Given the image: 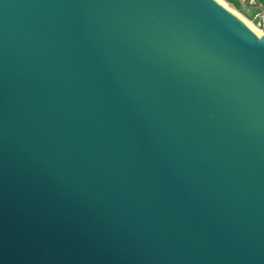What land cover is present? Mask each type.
<instances>
[{
    "label": "water",
    "instance_id": "water-1",
    "mask_svg": "<svg viewBox=\"0 0 264 264\" xmlns=\"http://www.w3.org/2000/svg\"><path fill=\"white\" fill-rule=\"evenodd\" d=\"M0 264H264V35L213 0H0Z\"/></svg>",
    "mask_w": 264,
    "mask_h": 264
},
{
    "label": "built area",
    "instance_id": "built-area-1",
    "mask_svg": "<svg viewBox=\"0 0 264 264\" xmlns=\"http://www.w3.org/2000/svg\"><path fill=\"white\" fill-rule=\"evenodd\" d=\"M225 3H227L231 8H233L235 11H237L239 14L244 17V19L248 20L250 23H252L255 28H258L259 31H261L264 35V1L262 0H237L241 6H249L255 8L258 12L255 17V20H250L246 16H244L240 10L235 7V5L232 2H229L228 0H223Z\"/></svg>",
    "mask_w": 264,
    "mask_h": 264
},
{
    "label": "bare ground",
    "instance_id": "bare-ground-1",
    "mask_svg": "<svg viewBox=\"0 0 264 264\" xmlns=\"http://www.w3.org/2000/svg\"><path fill=\"white\" fill-rule=\"evenodd\" d=\"M217 3V5H220L223 9H225L227 12H229L232 16H234L236 19L241 21L250 31L253 35L256 37H262L263 33L259 31L258 28H255V26L250 23L248 20L244 19L241 14H239L237 11H235L233 8H231L227 3H225L223 0H213Z\"/></svg>",
    "mask_w": 264,
    "mask_h": 264
},
{
    "label": "rangeland",
    "instance_id": "rangeland-1",
    "mask_svg": "<svg viewBox=\"0 0 264 264\" xmlns=\"http://www.w3.org/2000/svg\"><path fill=\"white\" fill-rule=\"evenodd\" d=\"M229 2H232L235 7H237L238 10L241 11V13L246 16L250 20H255V17L257 15V10L253 7L249 6H241V4L237 0H228ZM264 1V0H262Z\"/></svg>",
    "mask_w": 264,
    "mask_h": 264
}]
</instances>
